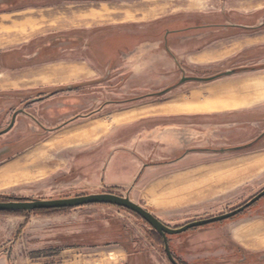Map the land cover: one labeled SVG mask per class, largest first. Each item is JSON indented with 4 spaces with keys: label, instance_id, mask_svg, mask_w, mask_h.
<instances>
[{
    "label": "rangeland",
    "instance_id": "374dc122",
    "mask_svg": "<svg viewBox=\"0 0 264 264\" xmlns=\"http://www.w3.org/2000/svg\"><path fill=\"white\" fill-rule=\"evenodd\" d=\"M262 21L264 0H0V129L17 107H26L0 137V201L97 192L88 170L100 138L89 141L77 127L96 110L108 117L264 78L259 69L178 82L264 65V25L219 26ZM76 43H89L86 54ZM83 55L86 73L69 78L62 68ZM254 82L251 106L149 118L155 128H170L179 146L173 165L153 175L163 182L148 190L143 207L179 227L230 212L264 188V136L253 143L264 133V82ZM40 95V102L29 100ZM259 232L264 197L231 219L168 235V243L183 264H264ZM0 264L172 262L163 237L140 216L99 203L56 214L0 213Z\"/></svg>",
    "mask_w": 264,
    "mask_h": 264
},
{
    "label": "crops",
    "instance_id": "0c3cea01",
    "mask_svg": "<svg viewBox=\"0 0 264 264\" xmlns=\"http://www.w3.org/2000/svg\"><path fill=\"white\" fill-rule=\"evenodd\" d=\"M237 24L239 26L233 27L234 29L239 28L249 31L253 28H261L264 21L259 22V24ZM88 44H82L76 49H80L86 54L85 51L89 50ZM96 54L101 55L97 50L92 56ZM84 56L79 64L67 65L62 68L64 73H68L69 78L86 73L89 58ZM90 60H92L91 56ZM251 79H247L248 82L243 84H227L223 87L212 88L207 95L200 92L194 93L190 98H182L156 106L134 107V109L115 112L108 117L99 116L103 115V113H100L101 110H96L92 118H89L91 115H88L82 124H77V127L82 126L81 131L85 133V136L90 137L89 141L100 138L98 139L99 145L96 146L94 152L95 156L91 157L92 163L95 161L96 164L88 170L93 176L91 184L96 188L97 192L95 193H98V190L103 191L99 188H116L120 191H126L134 202L143 205L142 198H148V190L152 187H158L163 182L161 177L155 178L153 175L166 171L169 169L168 166L173 165L174 161L171 158L174 150L178 149L179 146L176 144L177 136L172 133L170 128H155L151 126V121H148L149 118L158 116L172 120L183 114L185 115L187 112L226 110L251 106L255 104L249 103L256 93L253 89V86H255L254 80L259 83L264 82V78L252 77ZM84 81L87 83L83 85L85 87L89 86V80L85 78ZM79 120L81 118L75 121ZM259 162L264 164V154L259 158ZM153 193L155 195V192L151 190V194ZM133 196H137V200ZM148 210L154 213L153 209ZM157 217L161 220L159 216ZM92 229H90V234ZM251 230H253L252 232H258L255 226H251ZM78 233L82 235V232ZM260 235H262L260 243H264V233H260ZM78 252V250L75 252L76 258L80 256Z\"/></svg>",
    "mask_w": 264,
    "mask_h": 264
},
{
    "label": "water",
    "instance_id": "95a60500",
    "mask_svg": "<svg viewBox=\"0 0 264 264\" xmlns=\"http://www.w3.org/2000/svg\"><path fill=\"white\" fill-rule=\"evenodd\" d=\"M219 26H226V27H236L239 26L237 23H224L223 25ZM79 42V40L77 41ZM82 44L76 43L75 47H79ZM41 53V52H40ZM37 52L36 55L40 54ZM101 53V52H100ZM35 55V54H34ZM35 55V56H36ZM39 56V55H38ZM96 56V55H95ZM94 58L96 59V57ZM37 57V56H36ZM264 69V65H253L251 67L244 66L238 67L237 69H224V71L219 72L218 74H214L210 77H202V76H185L182 77L178 82L179 83H186L187 81L193 82H212L213 80H217L220 78H224L225 76L234 75L238 72H251L253 70ZM169 89L165 91H160L157 93L158 95L167 92ZM13 125V123H12ZM10 129V128H8ZM8 129L4 130L7 131ZM264 133L259 136L253 143H256L263 138ZM253 145V144H252ZM206 150V149H202ZM202 150H192V151H202ZM223 151V150H221ZM264 197V188L258 192L255 196H253L248 201L244 202L242 206L232 209L230 212L218 214L217 216L206 217L205 219H197L191 220L184 225H179V227H173L167 223H164L160 220L153 212H150L147 208L143 207L139 203L137 204L134 202L130 195H119L113 192H106V191H99L98 193L91 192L79 195H73L72 197H59V198H15L12 200L0 201V212H7V211H25L27 213H31L37 209H59V208H68L73 209L76 207L86 206L89 204H108V205H116L122 208H126L140 216L144 221H146L153 229L163 237L165 252L168 259L172 262V264H181L173 255L171 248L168 243V235H175L181 232L187 231L192 227H199L205 226V224L215 223L222 220L231 219V217L241 213L244 209L252 206L256 203L257 200Z\"/></svg>",
    "mask_w": 264,
    "mask_h": 264
},
{
    "label": "flooded vegetation",
    "instance_id": "af4514ba",
    "mask_svg": "<svg viewBox=\"0 0 264 264\" xmlns=\"http://www.w3.org/2000/svg\"><path fill=\"white\" fill-rule=\"evenodd\" d=\"M238 67H244V66H238ZM246 67V66H245ZM232 69H237V68H232ZM44 95H40V96H37V97H32V98H30L29 100H33L31 103H36V102H40L41 101V99H42V97H43ZM28 102V101H27ZM26 102H23L22 103V105L23 104H25ZM30 103V104H31ZM22 114H26V107L25 108H23V107H17L16 108V110L15 111H13V113H12V115H11V117H10V120L8 121L9 123L7 124V126L6 127H4L3 129H0V137H4V135L5 134H8L11 130H13L14 129V127L16 126V120H17V118H18V116L19 115H22ZM34 120H36L37 121V123L39 124V126H40V128L42 129L43 128V126H42V124L37 120V119H35L34 118ZM12 123H13V125H12ZM8 128H10V129H8ZM6 129H8L7 131H4V130H6ZM34 132H32V134H40V133H38V132H36L35 130H33ZM106 192H113V188H111V189H108V191H106ZM260 192V191H259ZM113 193H115V192H113ZM117 194V193H116ZM251 199V198H250ZM249 208V207H248ZM247 209V208H246ZM246 209H244V210H246ZM244 212V211H243ZM242 213V212H241Z\"/></svg>",
    "mask_w": 264,
    "mask_h": 264
},
{
    "label": "trees",
    "instance_id": "16d2710c",
    "mask_svg": "<svg viewBox=\"0 0 264 264\" xmlns=\"http://www.w3.org/2000/svg\"><path fill=\"white\" fill-rule=\"evenodd\" d=\"M2 198V197H0ZM3 200V199H2ZM4 200H12V198L10 197H6ZM113 205V204H112ZM116 206V205H115ZM119 207V206H118ZM119 208H122V207H119ZM124 209V208H123ZM126 209V208H125ZM65 210H69L68 208H59V209H37V210H34L33 212L31 213H27L25 211H20V212H16V211H7V212H0V213H12V214H23V215H30V214H40V215H46V214H56V213H60L62 211H65ZM129 210V209H128ZM131 211V210H130ZM132 212V211H131ZM134 213V212H133ZM135 214V213H134ZM137 215V214H135ZM138 216V215H137ZM139 217V216H138ZM164 243V241H163ZM181 264H183L182 262H180Z\"/></svg>",
    "mask_w": 264,
    "mask_h": 264
}]
</instances>
